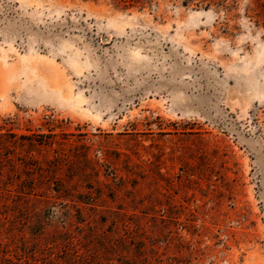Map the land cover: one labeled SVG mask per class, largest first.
<instances>
[{"label": "rangeland", "instance_id": "1", "mask_svg": "<svg viewBox=\"0 0 264 264\" xmlns=\"http://www.w3.org/2000/svg\"><path fill=\"white\" fill-rule=\"evenodd\" d=\"M125 1L0 0V264H264V0Z\"/></svg>", "mask_w": 264, "mask_h": 264}, {"label": "trees", "instance_id": "2", "mask_svg": "<svg viewBox=\"0 0 264 264\" xmlns=\"http://www.w3.org/2000/svg\"><path fill=\"white\" fill-rule=\"evenodd\" d=\"M116 1H120V3H122V4H126L127 2L125 1V0H116Z\"/></svg>", "mask_w": 264, "mask_h": 264}, {"label": "bare ground", "instance_id": "3", "mask_svg": "<svg viewBox=\"0 0 264 264\" xmlns=\"http://www.w3.org/2000/svg\"><path fill=\"white\" fill-rule=\"evenodd\" d=\"M108 40V39H107Z\"/></svg>", "mask_w": 264, "mask_h": 264}]
</instances>
